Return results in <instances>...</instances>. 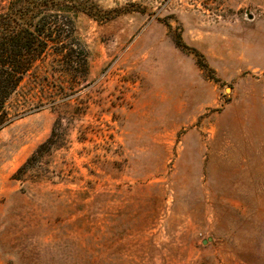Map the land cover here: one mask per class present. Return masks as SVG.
Here are the masks:
<instances>
[{
	"label": "rangeland",
	"instance_id": "374dc122",
	"mask_svg": "<svg viewBox=\"0 0 264 264\" xmlns=\"http://www.w3.org/2000/svg\"><path fill=\"white\" fill-rule=\"evenodd\" d=\"M92 1L87 78L49 54L8 102L0 264H264V71L216 51L256 7Z\"/></svg>",
	"mask_w": 264,
	"mask_h": 264
},
{
	"label": "trees",
	"instance_id": "16d2710c",
	"mask_svg": "<svg viewBox=\"0 0 264 264\" xmlns=\"http://www.w3.org/2000/svg\"><path fill=\"white\" fill-rule=\"evenodd\" d=\"M92 0H7L0 6V129L17 115L8 102L38 61L54 54L67 71L87 78L89 56L76 18L96 17Z\"/></svg>",
	"mask_w": 264,
	"mask_h": 264
},
{
	"label": "crops",
	"instance_id": "0c3cea01",
	"mask_svg": "<svg viewBox=\"0 0 264 264\" xmlns=\"http://www.w3.org/2000/svg\"><path fill=\"white\" fill-rule=\"evenodd\" d=\"M249 2L256 7V13L248 18L250 26L229 34L227 44L222 43L216 51L221 61L232 70L251 68L264 71V0Z\"/></svg>",
	"mask_w": 264,
	"mask_h": 264
}]
</instances>
